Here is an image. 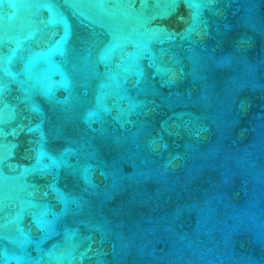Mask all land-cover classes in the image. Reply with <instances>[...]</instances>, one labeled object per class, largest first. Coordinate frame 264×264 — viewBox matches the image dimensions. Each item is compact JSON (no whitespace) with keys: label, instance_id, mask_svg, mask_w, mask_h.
Listing matches in <instances>:
<instances>
[{"label":"water","instance_id":"obj_1","mask_svg":"<svg viewBox=\"0 0 264 264\" xmlns=\"http://www.w3.org/2000/svg\"><path fill=\"white\" fill-rule=\"evenodd\" d=\"M0 264H264V0H0Z\"/></svg>","mask_w":264,"mask_h":264}]
</instances>
